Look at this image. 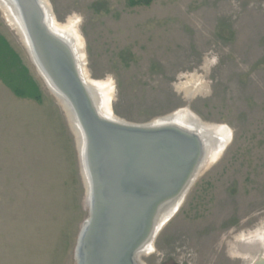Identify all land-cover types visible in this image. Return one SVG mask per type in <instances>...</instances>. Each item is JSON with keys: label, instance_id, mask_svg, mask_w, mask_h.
Returning a JSON list of instances; mask_svg holds the SVG:
<instances>
[{"label": "rangeland", "instance_id": "rangeland-1", "mask_svg": "<svg viewBox=\"0 0 264 264\" xmlns=\"http://www.w3.org/2000/svg\"><path fill=\"white\" fill-rule=\"evenodd\" d=\"M47 1L57 23L79 20L87 74L114 83L115 116L142 125L189 107L233 131L137 263L252 264L264 255V0ZM0 35L43 96L42 105L19 99L0 80V264H77L91 219L77 138L2 11ZM195 74L209 93L189 103L178 87ZM255 238L261 247H244Z\"/></svg>", "mask_w": 264, "mask_h": 264}, {"label": "water", "instance_id": "water-1", "mask_svg": "<svg viewBox=\"0 0 264 264\" xmlns=\"http://www.w3.org/2000/svg\"><path fill=\"white\" fill-rule=\"evenodd\" d=\"M19 1L33 58L69 101L88 138L91 219L78 240L77 264H136L135 251L151 232L161 204L189 191L205 153L202 142L177 128L102 120L72 53L48 31L38 2Z\"/></svg>", "mask_w": 264, "mask_h": 264}, {"label": "bare ground", "instance_id": "bare-ground-1", "mask_svg": "<svg viewBox=\"0 0 264 264\" xmlns=\"http://www.w3.org/2000/svg\"><path fill=\"white\" fill-rule=\"evenodd\" d=\"M36 1L40 6V10L43 14L44 24L46 25L48 31L52 34V36L59 39L61 43L66 44V46H68L70 52L72 53L80 80L85 86L89 98L98 116L106 122L123 124L125 121L115 116V113L113 111L115 87L112 80L105 79L102 81H95L91 80L87 74V70L85 67V42L78 30L79 20L74 18L69 20L67 24L61 25L56 22L57 19L53 13L51 5L47 0ZM19 3V0H0V11H2L10 27L15 32H17L18 36L21 38L22 43L27 48L32 62L36 66L48 88L59 100L69 119L72 130L75 134V137L77 138L82 174L87 188L88 200L90 192L92 191L90 183L91 176L88 172L87 163L88 138L78 116L73 111L69 101L66 100L56 84H54V82L50 79L46 72L43 71V69L39 65H37L35 59L33 58L31 38L26 26L25 19L20 10ZM186 80V83L180 84L178 90L184 92V97L187 101L190 99H194V97L196 96L205 94L207 95L209 93L207 92L208 88L207 85L203 82L202 77H199L195 74L188 77ZM201 121L193 112H191L188 107H186L166 117L158 118L150 122L151 124L149 125L156 128L172 127L184 130L189 134H195L202 142V147H204L205 153L203 154V158L202 160H200L199 166H197L193 174L194 176L190 178L192 183L189 185V187L192 186L195 180L220 158L225 149L231 143L233 136V131L227 126L209 124L205 122H202L203 124H201ZM187 190L183 191L181 195H177L161 204L154 218V221L152 222V227L150 228L151 232L135 251L134 260L136 264H138L136 261L137 255L140 256L152 254L156 237L158 236L162 228L177 213L184 200ZM260 240L262 239H250L248 242H246L244 247L253 249L257 244L259 245V247H261L263 241L261 243ZM243 251L244 250H242V252ZM259 260L264 261V255L262 251L256 252V258L254 259L252 264Z\"/></svg>", "mask_w": 264, "mask_h": 264}, {"label": "trees", "instance_id": "trees-1", "mask_svg": "<svg viewBox=\"0 0 264 264\" xmlns=\"http://www.w3.org/2000/svg\"><path fill=\"white\" fill-rule=\"evenodd\" d=\"M154 0H127L130 8L152 5ZM0 80L19 99L43 104L42 93L19 56L0 35Z\"/></svg>", "mask_w": 264, "mask_h": 264}]
</instances>
